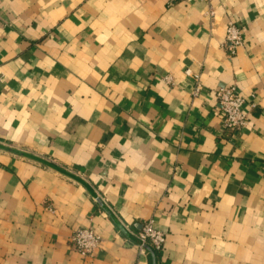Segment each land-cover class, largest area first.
<instances>
[{
	"label": "crops",
	"instance_id": "0c3cea01",
	"mask_svg": "<svg viewBox=\"0 0 264 264\" xmlns=\"http://www.w3.org/2000/svg\"><path fill=\"white\" fill-rule=\"evenodd\" d=\"M0 264H264V0H0Z\"/></svg>",
	"mask_w": 264,
	"mask_h": 264
},
{
	"label": "built area",
	"instance_id": "2783aa9c",
	"mask_svg": "<svg viewBox=\"0 0 264 264\" xmlns=\"http://www.w3.org/2000/svg\"><path fill=\"white\" fill-rule=\"evenodd\" d=\"M191 1V0H188ZM210 15L214 16L215 10L211 8ZM244 43L242 27L233 20H229L226 25L225 44L231 54ZM188 74L191 71L187 70ZM167 82H172V76H166ZM200 86L197 83L194 93L198 94ZM219 105L224 113V126L229 130H236L249 121V110L246 108L247 99L238 92L235 84L221 86L216 90ZM255 102L250 103V107L255 106ZM140 241L141 249L151 247L155 250H162L167 241V234L155 226L154 219L147 220L142 228L134 233ZM73 246L84 256H92L101 247L102 237L93 227H79L71 235Z\"/></svg>",
	"mask_w": 264,
	"mask_h": 264
},
{
	"label": "trees",
	"instance_id": "16d2710c",
	"mask_svg": "<svg viewBox=\"0 0 264 264\" xmlns=\"http://www.w3.org/2000/svg\"><path fill=\"white\" fill-rule=\"evenodd\" d=\"M148 248H151V247H148Z\"/></svg>",
	"mask_w": 264,
	"mask_h": 264
}]
</instances>
